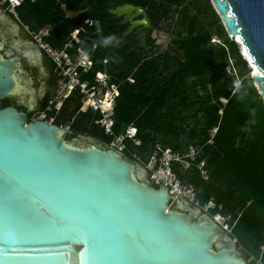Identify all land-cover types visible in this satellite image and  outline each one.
I'll return each mask as SVG.
<instances>
[{"label": "trees", "instance_id": "1", "mask_svg": "<svg viewBox=\"0 0 264 264\" xmlns=\"http://www.w3.org/2000/svg\"><path fill=\"white\" fill-rule=\"evenodd\" d=\"M127 4L146 11L150 29L126 35L130 23L111 11ZM16 13L31 33L49 29L45 42L55 50L64 49L77 33L69 53L83 51L92 62L81 81L94 83L104 73L119 88L113 130L117 136L137 130L141 145L127 141L131 155L149 162L158 147L180 157L197 150L194 160L185 158L188 169L172 162L174 176L194 188L201 208L214 203L212 216L229 217L231 237L264 264V99L211 1L25 0ZM155 31L173 38L170 50L158 52ZM109 35L121 41L119 47L103 46L102 38ZM214 37L221 42H212ZM82 105L76 92L62 119H72ZM46 107L48 100L42 111ZM80 116L75 126H89L92 136L108 139L95 125L102 120L99 112L89 109Z\"/></svg>", "mask_w": 264, "mask_h": 264}, {"label": "water", "instance_id": "2", "mask_svg": "<svg viewBox=\"0 0 264 264\" xmlns=\"http://www.w3.org/2000/svg\"><path fill=\"white\" fill-rule=\"evenodd\" d=\"M210 1L228 35L240 37L241 52L248 49L264 97V0ZM111 14L130 23L126 35L151 28L143 8L127 4ZM19 23L0 13V38H10L3 45L19 38ZM14 50L0 54V264H249L188 199L180 196L167 212L171 188L152 185L133 158L95 139H61L71 133L49 122H29L35 103L26 112L3 107L27 58Z\"/></svg>", "mask_w": 264, "mask_h": 264}, {"label": "built area", "instance_id": "3", "mask_svg": "<svg viewBox=\"0 0 264 264\" xmlns=\"http://www.w3.org/2000/svg\"><path fill=\"white\" fill-rule=\"evenodd\" d=\"M3 1L8 6V10L10 11V13L15 16L18 22L21 23L16 10L25 0ZM32 1L35 2L38 0ZM25 28L27 31H29L27 27ZM32 35L35 43L40 46L46 56L49 57L59 74V77L61 79V81L59 82V87L62 90L59 98L67 99L74 91H78L82 96L85 104L89 105V108L95 113L99 112L102 115V120L100 122H97V124L102 127L105 135L113 138L114 142L110 145V148H112L113 150L126 155L128 151L127 141H131L137 147L140 146L141 142L136 139L137 130L133 127L126 130V132L122 135L117 136L114 134V121L112 119L113 109L115 107L116 100L120 95V92L119 88L116 85H109V76L104 73L98 76V78L96 79L97 87L91 90H89L88 82L81 81V74H87L91 70L92 62L90 56L86 57L80 52H77L74 55H71L69 53V50L74 48L73 41L78 40L77 33L73 34V38H71L68 44H66L64 49H62L61 51L53 49L45 42L46 37H48L49 35V30L44 29L40 33ZM94 49H96V46L94 47ZM104 63L107 64V61H105ZM107 102L109 106H107L106 108L105 105H107ZM157 154V156L151 158L147 166L151 181L156 182L159 186L165 185L171 188V192L175 191V195L176 193H182V190L179 189L178 191L176 189V186L174 185V181L176 180V178L172 171V162L180 163V165L184 169H188L190 167V162L186 161L185 158L174 155L171 150H164L161 147H158ZM159 154L162 155L159 157ZM134 157L136 158V156ZM194 157L187 158L194 160ZM203 167L204 164L202 168ZM177 187L181 188L180 185H178ZM184 198L190 201L189 197ZM192 200L194 201L193 203L195 205L201 208L199 203H196V198H193ZM214 207V203H210L205 211L209 213V211H211ZM211 217L227 234H231L230 226L228 223L230 220L229 218L222 215H211Z\"/></svg>", "mask_w": 264, "mask_h": 264}, {"label": "rangeland", "instance_id": "4", "mask_svg": "<svg viewBox=\"0 0 264 264\" xmlns=\"http://www.w3.org/2000/svg\"><path fill=\"white\" fill-rule=\"evenodd\" d=\"M0 13L3 16H5L8 21H13V22L14 21H17L16 18H15V16H13L10 13V11L8 10V7L6 6V4L4 3L3 0H0ZM124 22H125V19H124ZM28 30H29V28H28ZM47 30H49V29H47ZM141 30H143V29H141ZM32 34H34V33H32ZM32 34H31L30 30L27 31L25 27H21V29L19 31V36H18L20 38L19 39V42L25 43V42H29L30 40H34ZM141 36L142 37H145L146 34L141 33ZM228 37H229V39L231 41L236 42V40L234 38H232L231 36L228 35ZM152 39L154 40V42H155V48L158 50L159 53H164V52H166V51H168V50L171 49L170 44H171V40L173 38L169 34H167L166 32H164V31H155L152 34ZM212 42L220 43L221 41H218V38L214 37L213 40H212ZM59 51H61V50H59ZM80 53H82V55H85L86 57H89V55H87L83 51H80ZM48 60L51 61L49 59V57H48ZM53 69H54L53 70L54 75L56 76L58 74V72H57V70H56L55 67ZM23 70L27 72L25 75L23 74V77L26 76L27 78H31L32 79L33 82L31 83V89L32 90L34 89V92H35L34 94L37 95V98L35 99V108H34V110L32 112H30L28 114L29 122H32V121H46V122H49L51 124L53 123L54 125L66 126L65 128H68V126L72 127L75 124V122H77V120L81 116L78 115V117H77L76 121L74 122V124L72 122L74 117H72V119H69L70 116H67L64 119H62L63 118L62 116H64L63 115V108H64V106L63 105L61 106V100H58L59 97H60V95H61V91H62L60 89V87H59L60 86V83H58L56 87L51 88L50 86H48L47 79H45L43 77H39L37 70L30 69V68L26 67L25 65H23ZM237 85L238 84H236V86ZM41 93H45L49 97L50 101H52L53 104L52 105H49V106L52 107L51 110L53 112L51 110L49 112H43V111L40 110V106L42 104V100L39 98V96H40ZM56 96H57L58 99H55ZM263 99H264V97H263ZM3 104H5L6 106H19L20 109H22L23 111H25L27 109L25 107L27 105H25V104L21 105L22 103L19 100H16L15 98H9L8 100H5L3 102ZM87 108L90 109L89 108V105L84 104V109L86 110ZM54 110H55V113H54ZM92 112L95 113L93 110H92ZM49 113L51 115H49ZM76 129L78 131L77 135H81L83 137L84 136L85 137H93V138L97 139L100 142H104V144L108 145V147H110L109 145H111L114 142L113 138L108 137L107 135H105V133H104V135L107 138H109L110 140L109 139H106V138H105L106 139L105 140V139H103L101 137H94V136H92V130H91V128L89 126L86 127V126L82 125L81 127L78 126ZM99 129L101 131H103V129H102L101 126H100ZM212 134L214 135L215 134V131H213ZM120 135H122V134H120ZM74 136L75 135H73V137ZM77 137L78 136H75L74 139H77ZM127 153H129V152L127 151ZM196 154H197V150L195 148H191L190 149V152H188L182 158H187V157L193 158ZM127 155H129V157L133 158V160L136 161L137 163L143 165L145 167V169L147 170L148 174H149V171L147 169V166H148V164H149L150 161L149 162L142 161L139 158V156L135 154V152H133V154H132L133 156L130 153L127 154ZM157 155H158L157 152H155V154L153 155V157L154 156H157ZM134 156H136V158ZM202 166H203V164H201L200 167H198V169L201 170V175L204 178V180H207L208 179V173L205 171V169L202 168ZM200 168H202V169H200ZM151 184L154 185L155 187L156 186H159L156 182H152L151 181ZM174 185L176 186V189L178 191H179V189H181L182 190V193H176V195L174 196V200H173V202L170 205V208L172 207V205L177 201V199L180 196H182V197H189L190 198V203H192L194 206L198 207L197 205H195L193 203L194 201L192 200L193 198H196V193H195L193 187H191V186H183V184L179 180H177V179L174 181ZM178 185H180L181 188L177 187ZM196 203H199L197 199H196ZM206 208L207 207H204L203 209H201V216L202 215H206V216L211 217V213H210L211 211H209V213L206 212L205 211ZM230 236H231V234H230ZM235 241L237 242V251L240 254H242L247 259V261H248L249 264H261L253 256L247 255V253L245 252V250L243 249V247L240 246L239 242L237 240H235Z\"/></svg>", "mask_w": 264, "mask_h": 264}, {"label": "flooded vegetation", "instance_id": "5", "mask_svg": "<svg viewBox=\"0 0 264 264\" xmlns=\"http://www.w3.org/2000/svg\"><path fill=\"white\" fill-rule=\"evenodd\" d=\"M20 24V23H19ZM21 26H23L24 27V25L21 23ZM19 39L20 38H14V42L16 43V42H18V43H20V45H18L17 47L14 45V42L12 41V43L11 42H9V43H6V46L5 45H3L4 43L0 40V46L2 45V49H1V55L2 56H8V55H10V53H8V50H14V46L16 47V49L17 50H14L13 52H15V54L17 53V54H20L21 56H23V51H24V49H26V48H29V51H31L32 52V54H30V56H29V58L27 57L26 59H23L22 61H21V65H22V73H20V75H21V79H23L24 81V84H25V81L27 82V81H31V83L33 82L32 81V79L31 78H27L26 76L25 77H23V74L25 75L27 72L26 71H24L23 70V65H25L26 67H28V68H30V69H35V70H37L38 71V75H39V77H43V78H45V79H47V83H48V86H50L51 88H53V87H56L57 86V84L61 81V79H60V77H59V75L57 74L56 76L54 75V72H53V68H54V65L52 64V62L51 61H49L48 60V57L46 56V54L42 51V49L40 48V46H38L36 43H35V41L34 40H30L29 42H25V43H21V42H19ZM13 57H15V55L13 56ZM32 59V60H31ZM109 76V75H108ZM98 77H96L95 78V82L94 83H91V82H89V81H85V82H88V87H89V90H91V89H94L95 87H97V83H96V79H97ZM109 85H114V84H112L111 83V78H110V76H109ZM34 90V89H33ZM105 91V90H104ZM76 92H78V91H74L67 99H62V98H57V96L55 97V99H58V100H61V106L63 105H65L67 102H69L72 98H73V96H74V94L76 93ZM39 98L42 100V104H41V106H40V110L42 111V109H43V106H44V102L46 101V100H48V107H46V112H49L51 109H52V107L51 106H49V105H52L53 103H52V101H50V99H49V97L44 93V94H40V96H39ZM84 104H85V102L83 101V105H82V108L80 109V111H79V113L76 115V116H74V118H73V124H74V122L76 121V119H77V117H78V115H80V114H83L84 112H86L87 110H89L88 108L85 110L84 109ZM14 107H16V108H18L19 110H21V111H23L22 109H20V107L19 106H14ZM27 111V109L25 110V112ZM52 111V110H51ZM44 112V111H43ZM53 112V111H52ZM54 113H55V110H54ZM49 115H51L50 113H49ZM97 122H100V121H97ZM97 122H95V125L98 127V128H100V125H98L97 124ZM53 124V123H52ZM58 126V125H57ZM59 127H63V128H65L66 126H59ZM78 126H72V127H70V126H68V128H65V129H67L70 133H71V135H67L66 136V140H68V141H71L75 136H81V135H77V133H78V131H77V128ZM79 127H81V126H79ZM73 135H75L74 137H73ZM72 136V137H71ZM83 137V136H82ZM85 137V136H84ZM85 138H91V139H95V138H93V137H85ZM70 139V140H69ZM109 139V138H108ZM95 140H97V139H95ZM110 140V139H109ZM98 141V140H97ZM100 142V141H99ZM101 143H103L104 144V142H101ZM110 146V145H109ZM130 153V152H129ZM129 153H127V154H129ZM126 154V155H127ZM127 156H129V155H127ZM173 211V210H172Z\"/></svg>", "mask_w": 264, "mask_h": 264}, {"label": "bare ground", "instance_id": "6", "mask_svg": "<svg viewBox=\"0 0 264 264\" xmlns=\"http://www.w3.org/2000/svg\"><path fill=\"white\" fill-rule=\"evenodd\" d=\"M5 29H6V26H5ZM8 38H0V40L1 41L2 40L5 41V40H8ZM234 39H236L238 41V43L240 42L239 45L242 46L240 39H237V38H234ZM1 49H2V45L0 46V54H1ZM30 54H32V52L29 51V48L24 49L23 55H26L29 58L28 55H30ZM242 55H243V57L246 60H248L249 63L252 62V60L249 59V56H247V54H245V50L244 49H242ZM255 69L256 68H253V70H255ZM14 79L16 81V86H15L14 90L11 92V95H10L9 98H15L16 100H19L22 104H25L27 106H29V105H32L33 106L34 103H35V99L37 98V95L34 94L35 93L34 90L31 89V81H27V82L25 81V84H24V82H23L24 80L21 79V75L18 74V73H15L14 74ZM42 94H44V93H42ZM106 104L107 105H105V107L107 108V106H109V104H108V102ZM59 137L61 139H65L66 132L59 133ZM71 145L72 146L73 145H76V146L79 145L80 146L81 144H71ZM83 145H85V146H80V147H87L86 144H83ZM174 196H175V191L174 192H171L172 200H174ZM169 210H170V206L168 207L167 212H169ZM218 240H219V238L215 242L217 243Z\"/></svg>", "mask_w": 264, "mask_h": 264}, {"label": "clouds", "instance_id": "7", "mask_svg": "<svg viewBox=\"0 0 264 264\" xmlns=\"http://www.w3.org/2000/svg\"><path fill=\"white\" fill-rule=\"evenodd\" d=\"M95 25L99 28V21H96ZM120 43L121 41L115 35H109L102 38V44L104 47H119Z\"/></svg>", "mask_w": 264, "mask_h": 264}, {"label": "snow or ice", "instance_id": "8", "mask_svg": "<svg viewBox=\"0 0 264 264\" xmlns=\"http://www.w3.org/2000/svg\"><path fill=\"white\" fill-rule=\"evenodd\" d=\"M237 39H240V37H237ZM247 51H248V49L246 48L245 49V54H247ZM249 59L251 60V57H249ZM133 131H135V130H133ZM89 255H92V250L91 249L89 250Z\"/></svg>", "mask_w": 264, "mask_h": 264}]
</instances>
